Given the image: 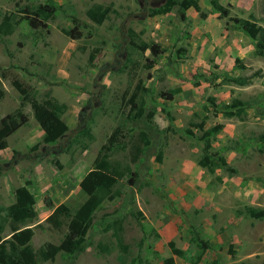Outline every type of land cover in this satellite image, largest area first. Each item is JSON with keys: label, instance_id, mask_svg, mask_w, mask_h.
<instances>
[{"label": "rangeland", "instance_id": "1", "mask_svg": "<svg viewBox=\"0 0 264 264\" xmlns=\"http://www.w3.org/2000/svg\"><path fill=\"white\" fill-rule=\"evenodd\" d=\"M49 0H0V22L5 14L18 18L23 7ZM63 5L46 28L26 21L13 33L0 35V76L6 90L0 98V122L21 105L18 79L44 101L50 94L67 108L62 115L68 131L54 143L43 142L44 131L30 103L23 112L27 122L0 149V212L15 201V190L26 185L36 196L37 219L31 223L35 250L47 242L59 244L67 222L59 229L46 221L54 206L78 208L87 199L83 177L95 165L101 146L119 127L122 134L111 159L131 173L118 181L120 195L105 199L96 210L86 241L74 256L62 251L40 264H123L121 251L100 252L97 244H115L109 223L124 225L129 245L127 263L193 264L200 253L196 237L209 240L199 264H264V57L255 53V41L233 21L212 11L211 0H199L200 11L189 8L185 17L175 6L156 13L166 0H54ZM231 17L264 23V0H220ZM95 5H112L115 12L102 23L87 11ZM11 14V15H12ZM71 15L87 23L83 36L71 38ZM141 41L161 43L164 51L153 55ZM90 53H96L90 63ZM242 59L246 68L235 67ZM245 86L223 83V75H250ZM199 85H195L196 80ZM180 86L173 99L165 93ZM213 98L217 105L210 101ZM235 98L247 103L242 116H227L221 107ZM144 100L146 115L136 118ZM235 110V109H234ZM152 113L151 117L148 114ZM218 126L214 138L236 173L217 169L211 173L199 164L201 131L187 134L191 122ZM162 151V158L158 155ZM4 237L10 236L7 226ZM171 242L183 251L175 254Z\"/></svg>", "mask_w": 264, "mask_h": 264}, {"label": "trees", "instance_id": "2", "mask_svg": "<svg viewBox=\"0 0 264 264\" xmlns=\"http://www.w3.org/2000/svg\"><path fill=\"white\" fill-rule=\"evenodd\" d=\"M212 11L219 13L221 17L230 18L233 23L231 26L243 29L255 41V53L257 56L264 57V23L258 24L256 21L243 17H231L230 8L223 5L220 0H211ZM175 6L180 8L181 16L185 17V11L194 8L200 11L202 17H206V13L201 10L199 0H166V2L156 9V13H167L173 10ZM65 9L63 5L54 0H49L37 5H27L21 10L22 14L18 18H14L13 14H5L0 22V35H8L14 32L16 25L26 21L33 28H46L48 21L52 19L58 12ZM115 12L112 5L92 6L88 11V17L97 24H102L109 15ZM12 14V15H11ZM72 27L64 28L65 34L71 38L78 39L83 36V28L87 23L82 21L78 16L71 15ZM140 48L150 50L153 55H160L164 51L161 43L141 41ZM96 53H90L89 61L93 63ZM236 68L244 69L246 65L242 59L237 58ZM261 70H257L250 75H230L225 72L223 75V83H234L239 86H245L252 82L256 76H261ZM12 84L21 93V105L13 114L4 116L0 122V149L8 147V137L17 131L23 124L27 122V116L23 112L26 103H30L34 112V116L44 131L43 142L54 143L61 138L67 131L68 125L63 120L62 115L66 111V104L58 102L56 99L48 95L44 101L38 100L32 90L18 79H14ZM200 80L197 79L195 85H199ZM182 91L180 86L165 93V98L173 99L176 94ZM6 90L0 76V98H4ZM214 106H219L213 98L210 99ZM249 103L235 98L231 104L221 107L227 116H242L246 112V106ZM235 109V110H234ZM146 103L144 100L137 105L136 118L146 115ZM264 116V108L260 111ZM152 113L148 114L151 117ZM186 132L191 136H195L194 129L201 131L199 140L203 143L202 156L199 158V164L207 168L211 173L217 169H222L229 174L236 173V169L231 167L220 149H215L213 145L214 138L219 134L218 126L206 127V122H191ZM122 134L117 127L109 136L107 141L101 146L95 159L94 168H92L81 180L80 185L87 194V199L78 208H71L65 203L54 206L51 200H47L48 206L53 207L52 213L46 218L56 229L61 228L67 222V232L63 240L59 244L47 242L38 250L32 246L34 236V228L31 226L37 217L36 196L31 189L26 186H19L15 190V201L6 208V216L0 212V264H40L41 261L46 262L55 259L59 252H63L69 256H74L79 251V247L86 241L87 232L92 224L93 216L105 199H114L120 192L114 188L119 180L131 173L130 165L122 166L119 162L111 159V151L118 143V137ZM259 140L264 143V132L259 135ZM162 158V151L158 155V160ZM251 215L254 217H262L264 211L256 212L251 209ZM10 229V236L4 237L3 232L6 227ZM109 230L115 239V244L99 241L97 247L100 252L111 253L115 249L121 251V262L127 263L126 255L129 253V245L124 239V225L122 220L118 219L109 223L105 232ZM198 245L201 247L200 253L196 256L193 264H199L206 250L211 248L213 244L209 240L196 237ZM173 252L182 256L183 251L177 249L171 242ZM137 263L142 264L140 258ZM165 264H173V258L164 261Z\"/></svg>", "mask_w": 264, "mask_h": 264}]
</instances>
